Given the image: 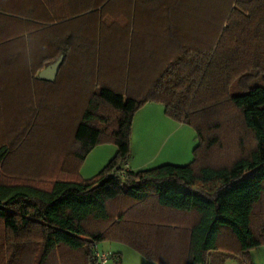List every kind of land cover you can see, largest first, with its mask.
Returning <instances> with one entry per match:
<instances>
[{
  "label": "trees",
  "instance_id": "1",
  "mask_svg": "<svg viewBox=\"0 0 264 264\" xmlns=\"http://www.w3.org/2000/svg\"><path fill=\"white\" fill-rule=\"evenodd\" d=\"M149 103L194 128L189 165L126 169ZM232 239L244 261L264 245V0H0V264H98L110 242L224 264Z\"/></svg>",
  "mask_w": 264,
  "mask_h": 264
},
{
  "label": "rangeland",
  "instance_id": "2",
  "mask_svg": "<svg viewBox=\"0 0 264 264\" xmlns=\"http://www.w3.org/2000/svg\"><path fill=\"white\" fill-rule=\"evenodd\" d=\"M164 106L162 103H152L145 107L144 112L147 117L142 119L137 134L133 127L131 152L133 153L134 142L135 164L144 165L138 170H150L172 163V165L186 166L193 161V151L196 147L195 143H197L194 128L189 125L178 127L177 122L175 123L171 118H169L171 122L167 121L165 118L168 117ZM116 153L117 147L111 142H105L95 147L85 160L81 176L87 180L95 178ZM237 244L238 242L234 239L230 244H225L224 241L218 244L219 251L227 255L224 264H264V245L252 250L248 256L249 259L244 261L240 258V247ZM104 245L110 255L108 264H158L147 260L134 244L133 247L123 242H110ZM208 264H213L211 259Z\"/></svg>",
  "mask_w": 264,
  "mask_h": 264
},
{
  "label": "crops",
  "instance_id": "3",
  "mask_svg": "<svg viewBox=\"0 0 264 264\" xmlns=\"http://www.w3.org/2000/svg\"><path fill=\"white\" fill-rule=\"evenodd\" d=\"M152 103H149L148 105H151ZM147 105V106H148ZM147 106H145V107H147ZM142 108L141 109V111H139L138 113H137V115H136V118H135V122H134V131H135V133L136 132H138V128L140 127V123H141V121H142V119H144V118H146L147 117V115L145 114V109L146 108ZM146 115V116H145ZM168 117V116H167ZM165 119H167V121H169V122H171L170 120H169V117L168 118H165ZM174 122V121H173ZM176 123V122H175ZM174 123V124H175ZM178 124V127H181V125H183V124H179V123H177ZM181 129V128H180ZM137 134V133H136ZM132 144V143H131ZM132 151V150H131ZM132 153V152H131ZM135 150H134V142H133V153H132V156H131V159H130V161H129V163H128V165L126 166V169H130V170H138L139 168H141L142 166H144V165H136L135 164V159H136V156H135ZM173 164V163H172ZM105 246L106 245H100V247L102 248V250H104V251H106L105 249ZM107 252V251H106Z\"/></svg>",
  "mask_w": 264,
  "mask_h": 264
},
{
  "label": "water",
  "instance_id": "4",
  "mask_svg": "<svg viewBox=\"0 0 264 264\" xmlns=\"http://www.w3.org/2000/svg\"><path fill=\"white\" fill-rule=\"evenodd\" d=\"M62 61L63 58H60L57 62L55 61L54 64L48 66L45 70L40 73L39 78L44 81L54 82L59 73L58 71H60Z\"/></svg>",
  "mask_w": 264,
  "mask_h": 264
},
{
  "label": "built area",
  "instance_id": "5",
  "mask_svg": "<svg viewBox=\"0 0 264 264\" xmlns=\"http://www.w3.org/2000/svg\"><path fill=\"white\" fill-rule=\"evenodd\" d=\"M96 256L99 260L98 264H108L110 259V255L108 252H105L104 250H101L98 245L95 246Z\"/></svg>",
  "mask_w": 264,
  "mask_h": 264
}]
</instances>
